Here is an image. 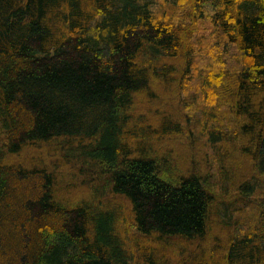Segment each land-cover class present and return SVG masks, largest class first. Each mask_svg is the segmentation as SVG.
Wrapping results in <instances>:
<instances>
[{"label": "trees", "instance_id": "1", "mask_svg": "<svg viewBox=\"0 0 264 264\" xmlns=\"http://www.w3.org/2000/svg\"><path fill=\"white\" fill-rule=\"evenodd\" d=\"M0 264H264V0H0Z\"/></svg>", "mask_w": 264, "mask_h": 264}, {"label": "rangeland", "instance_id": "2", "mask_svg": "<svg viewBox=\"0 0 264 264\" xmlns=\"http://www.w3.org/2000/svg\"><path fill=\"white\" fill-rule=\"evenodd\" d=\"M207 29V28H206ZM208 29H210V28H208ZM200 33H201V35L203 34H206V30H202V29H200V31H199ZM200 36V35H199ZM182 156L184 157L185 155H183L182 154ZM186 159H187V155H186V157H185Z\"/></svg>", "mask_w": 264, "mask_h": 264}]
</instances>
